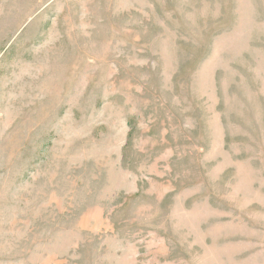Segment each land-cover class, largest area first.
<instances>
[{"label": "rangeland", "instance_id": "374dc122", "mask_svg": "<svg viewBox=\"0 0 264 264\" xmlns=\"http://www.w3.org/2000/svg\"><path fill=\"white\" fill-rule=\"evenodd\" d=\"M0 264H264V0H0Z\"/></svg>", "mask_w": 264, "mask_h": 264}]
</instances>
